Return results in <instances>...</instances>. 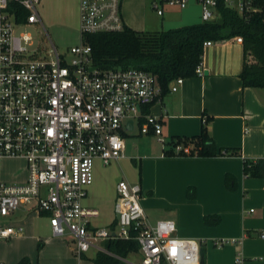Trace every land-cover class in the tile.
<instances>
[{
  "label": "built area",
  "instance_id": "1",
  "mask_svg": "<svg viewBox=\"0 0 264 264\" xmlns=\"http://www.w3.org/2000/svg\"><path fill=\"white\" fill-rule=\"evenodd\" d=\"M161 1L178 9L187 3ZM198 1L202 21L214 19L216 0ZM255 1L261 7H254ZM225 2L240 13L264 10V0ZM10 3L25 11L22 21ZM39 4L0 0V171L2 161L11 159L22 160L27 171L20 184L0 177V240L22 234L21 228L2 225L1 219L30 207L48 218L53 236H70L77 256L91 249L104 251L101 244L106 240L134 239L139 259L126 264H200L199 242L176 237L170 219L149 223L140 205V187L126 181L116 185L114 230L92 227L99 213L82 202L93 182V167L97 160L109 165L123 157L126 123L132 121V129L136 125L141 135L152 128L157 141L164 143L160 120L142 111L156 101L160 88L156 77L142 70L95 67L90 47L82 42L67 51L68 57L52 44L50 53L31 51L32 36L25 30L32 25L43 28ZM152 8L162 14L157 3ZM16 28L24 32L17 35ZM123 28L121 0H79L80 36ZM235 39L241 43L240 37ZM211 44L204 43V48ZM196 75L202 76L201 66ZM182 82L172 81L169 92H176ZM242 261L238 256L236 264Z\"/></svg>",
  "mask_w": 264,
  "mask_h": 264
},
{
  "label": "crops",
  "instance_id": "2",
  "mask_svg": "<svg viewBox=\"0 0 264 264\" xmlns=\"http://www.w3.org/2000/svg\"><path fill=\"white\" fill-rule=\"evenodd\" d=\"M159 1L121 0L124 25L136 32L151 33L202 23L197 0H187L184 9L171 8ZM154 2L162 10L161 15L152 8ZM42 3L43 0H40L38 8L41 21L44 17L46 22L56 24V20L61 17L54 10L73 5L78 10L79 21V0H46L44 7ZM242 56V45L235 38L205 47L200 64L202 76L184 79L176 92H169L166 97L152 104L148 113L160 120V137L164 143L172 138L195 137L201 126H204L217 148H240L242 158L166 159L161 154L164 148H160L158 155L157 149L153 151L149 138H156L159 143L154 133L147 134L149 138L146 137L145 142L136 125L139 134L133 133L135 127L132 129V126L122 133L124 144L129 136L140 137L138 145L144 151V155L140 157L139 179L142 199L144 193L151 194L149 188H152L153 181L155 186L159 183L162 191L179 199L183 197L185 188H195L196 199L189 204V212L176 208V211L172 210L175 215L171 220L176 225V237L199 242L200 257H203L204 264H236L238 256L242 258V264H264V179L249 178L242 172L244 159H264V89L242 87L239 78ZM209 117L212 119L207 122ZM140 146L138 148L134 144V150H140ZM126 149L125 144L124 155L119 160L126 158ZM7 162H19L21 167L17 170L7 169L5 172L2 164ZM102 175L103 171L95 168L93 181L99 180ZM226 175L234 179L232 190L225 183ZM163 176L168 177L166 182L159 181ZM0 177L6 183H24L27 179L25 163L12 159L2 161ZM89 187L82 203L87 208L95 209L90 202H87L89 205L84 204L91 192ZM148 201L144 199L145 208L149 206ZM143 211L148 220L144 209ZM98 213L97 218L100 217V212ZM114 214L111 223H106L103 227L109 228L116 220L115 209ZM208 216L217 217L218 224L206 225L204 218ZM41 218L47 217L37 214L30 207H22L1 219L2 225L22 229L21 235L0 240L2 264H18L23 258H27L30 264H45L46 258L57 264H94L97 250L92 249L81 256L74 255L75 247L71 239L66 241L73 245V249L64 244L61 237L49 234L47 230L50 226L47 223H43L41 227ZM91 225L99 228L92 222ZM56 241L58 244L49 246ZM222 241L228 243L218 246L217 243ZM38 242L42 243L39 251L35 245ZM49 252L50 257H47Z\"/></svg>",
  "mask_w": 264,
  "mask_h": 264
},
{
  "label": "trees",
  "instance_id": "3",
  "mask_svg": "<svg viewBox=\"0 0 264 264\" xmlns=\"http://www.w3.org/2000/svg\"><path fill=\"white\" fill-rule=\"evenodd\" d=\"M159 3L163 4L161 0ZM252 5L261 7L258 1ZM10 6L16 8L20 14L17 19L22 21L25 11L14 3H10ZM237 37L241 38L243 53L239 75L242 87L264 89V10L240 13L225 0H216L215 17L209 21L151 33L136 32L124 25L121 32L82 35L81 42L90 47L92 61L97 68H132L156 77L160 94L156 101L142 108L143 113L148 115L151 105L169 94L168 87L172 81L197 76L196 68L202 61L204 43H216ZM211 119L209 117L206 121ZM142 123L143 120H140V125ZM150 133H153L152 128H149L148 134ZM164 144V157L242 158L240 148H217L204 126H201L195 137L172 138ZM177 147L181 149L176 151ZM242 172L249 178L264 179V159H244ZM225 183L230 190L234 188V179L230 175L225 176ZM218 222L219 219L214 216L204 218L206 225L215 226ZM116 225L117 220L109 228L114 230ZM101 246L104 251L96 252L94 264H126L124 261L128 256L137 254L139 250L134 239L106 240ZM41 247L42 243L39 242L37 251ZM18 264H30V261L23 258ZM200 264H204L202 256Z\"/></svg>",
  "mask_w": 264,
  "mask_h": 264
},
{
  "label": "rangeland",
  "instance_id": "4",
  "mask_svg": "<svg viewBox=\"0 0 264 264\" xmlns=\"http://www.w3.org/2000/svg\"><path fill=\"white\" fill-rule=\"evenodd\" d=\"M46 0H43V7L46 6L45 3ZM200 6V5H199ZM40 11V9H39ZM54 13L58 14L61 19H57V23L53 24L51 21L50 23L46 22V20L43 17L42 25L43 28H41L40 25H32L31 27H28L25 31L30 33L32 36L31 44L29 45V49L31 51L34 50H40V51H47V53H50L52 50L51 44L56 48V50L60 54H64L68 57L67 51L73 47L80 45L81 43V36L79 32V21H78V10L73 5V7L68 6L65 9L60 8V10L57 8L54 10ZM200 13H201V7H200ZM55 21V22H56ZM176 29V28H174ZM167 31V30H166ZM21 32H24V29L16 28L15 33L18 35ZM133 133H138V128L135 126V130ZM133 133H129V135H132ZM146 135H142V138L144 139L143 142H145ZM149 138V137H147ZM138 139L140 137H134L129 136L125 139L126 144V158L119 160L118 163H110L108 166H102L99 161L95 162L93 167V172L95 168H99L103 171V175L99 178V180H94L91 184V192H89V198L88 200L84 201V204L87 202H90L89 204L95 209H97L100 212V217L97 219H93L91 222L93 225H98L99 228L103 227L106 223H111V221L114 219V199H115V187L117 183L120 180H124L128 182L130 185H137L139 184V179L141 177V173L139 174L140 166H141V156L144 155V151L142 149V146L138 145ZM149 142L152 143L153 151L157 149V155L159 152H161L160 148H165V145L159 144L156 142V138L151 139L149 138ZM134 144L140 146V150L136 151L134 150ZM163 154V151L161 152ZM130 156V157H129ZM166 159H169L170 157H164ZM174 158V157H172ZM3 168L6 169L5 172H7V169H14L17 170L21 167V164L19 162L14 163H3ZM168 180L167 176H163L159 179L160 182H166ZM9 183V182H8ZM152 188H149V191H151L150 195L143 194L144 198L140 200L141 207L145 210V213L148 216V221L150 223H154L157 220L161 219H173L174 212L176 211V208H179L181 211H187L189 212V204L194 202L196 199L195 197V188H185L184 195L181 199L173 196L170 193L162 191L159 183L158 186H155V181H153V185H151ZM191 195H194L193 198H191ZM144 199L149 200L148 204L149 206H146ZM88 204V203H87ZM88 204V205H89ZM171 205L175 207H171ZM161 206H165L162 208ZM5 220V219H3ZM41 227L43 223H47L49 226V220L47 218H41ZM46 228V226H45ZM49 234V230H47ZM70 238L68 234L65 235V237L61 238L64 244L73 249V245L66 241V239ZM39 243V242H38ZM36 243L35 245H38ZM52 244H58V242H52L49 246ZM37 250V246H36ZM92 250V249H91ZM74 255L77 256L75 252H73ZM50 252L47 253V257H50ZM139 258L134 255H129L128 258L125 260L126 262H132L136 261ZM45 264H57L54 262H51L48 258L45 259Z\"/></svg>",
  "mask_w": 264,
  "mask_h": 264
},
{
  "label": "water",
  "instance_id": "5",
  "mask_svg": "<svg viewBox=\"0 0 264 264\" xmlns=\"http://www.w3.org/2000/svg\"><path fill=\"white\" fill-rule=\"evenodd\" d=\"M131 126H132V121H128V122L126 123V128H127V129H130Z\"/></svg>",
  "mask_w": 264,
  "mask_h": 264
}]
</instances>
